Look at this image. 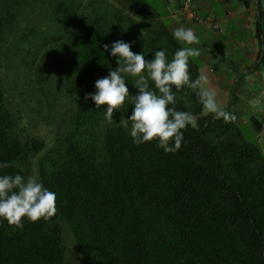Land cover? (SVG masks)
Segmentation results:
<instances>
[{
  "label": "trees",
  "instance_id": "trees-1",
  "mask_svg": "<svg viewBox=\"0 0 264 264\" xmlns=\"http://www.w3.org/2000/svg\"><path fill=\"white\" fill-rule=\"evenodd\" d=\"M117 40L148 60L182 48L145 0H0V176H35L58 209L23 229L0 219V264H264V159L238 114L203 115L185 87L181 148L134 143L119 123L134 78L112 122L85 99L118 67Z\"/></svg>",
  "mask_w": 264,
  "mask_h": 264
},
{
  "label": "clouds",
  "instance_id": "clouds-1",
  "mask_svg": "<svg viewBox=\"0 0 264 264\" xmlns=\"http://www.w3.org/2000/svg\"><path fill=\"white\" fill-rule=\"evenodd\" d=\"M175 39L185 47L168 59L165 50L154 53L152 59H145L143 53L131 50V44L122 40L104 45L111 55L117 57L118 67L110 71L105 78L95 82V94H88L97 107L107 105L105 119L113 121L114 112L121 109L129 97L126 77L134 78L138 94L132 97L134 105L127 119L121 118L122 127L130 125L133 142L142 144L158 141V147L165 153H175L183 141V131L187 126L196 124V117L175 107L176 92L187 87L195 91L203 106L204 114H211L215 119L225 123L235 122L236 116L225 110L217 100V93L211 87L209 77L203 71L192 79L189 71L190 58L200 56V51L192 45L200 40L192 28L179 27L173 33ZM151 84L154 88L150 87ZM254 106L260 104L256 99ZM7 168V163L0 164ZM56 193L47 190L35 176L27 179L20 174L0 176V219L16 229H23L24 220L35 223L43 219L49 221L57 213Z\"/></svg>",
  "mask_w": 264,
  "mask_h": 264
},
{
  "label": "crops",
  "instance_id": "crops-1",
  "mask_svg": "<svg viewBox=\"0 0 264 264\" xmlns=\"http://www.w3.org/2000/svg\"><path fill=\"white\" fill-rule=\"evenodd\" d=\"M160 1L174 28H192L198 36L200 43L192 47L201 54L190 59L209 77L220 105L250 126L264 159V0H193L198 22L170 16L182 0ZM256 99L260 104L254 106Z\"/></svg>",
  "mask_w": 264,
  "mask_h": 264
},
{
  "label": "rangeland",
  "instance_id": "rangeland-1",
  "mask_svg": "<svg viewBox=\"0 0 264 264\" xmlns=\"http://www.w3.org/2000/svg\"><path fill=\"white\" fill-rule=\"evenodd\" d=\"M145 2L152 8L153 11H155L156 13H158L161 17H164L162 19V22L164 23V25L167 27V29L170 31V33L173 35L174 31L176 30V28L173 27V25L171 24L172 22H170L169 19H166V14H164V9L162 6V3L160 0H145ZM44 18H46V16H44ZM193 61H196L195 58ZM195 63V62H194ZM186 90L181 89L179 92H175L181 99H183L186 103L189 102L188 99V93H185ZM187 92V91H186ZM202 114L204 115V110H202ZM242 120V119H241ZM40 128H38V130L43 133L46 134L47 133V129L48 127L46 126L45 122L39 123ZM237 127L239 129V131H241V133L244 135V137L252 142L256 144V140L254 137L253 132H249L250 126H246L244 124H242V122L237 123ZM68 264H72L71 262L68 261Z\"/></svg>",
  "mask_w": 264,
  "mask_h": 264
},
{
  "label": "built area",
  "instance_id": "built-area-1",
  "mask_svg": "<svg viewBox=\"0 0 264 264\" xmlns=\"http://www.w3.org/2000/svg\"><path fill=\"white\" fill-rule=\"evenodd\" d=\"M216 1V0H214ZM170 16L172 18H178L180 16H186L193 22H198L199 19L195 14L193 7V0H182L181 4L171 11ZM212 28L216 31H221V27L218 24H212Z\"/></svg>",
  "mask_w": 264,
  "mask_h": 264
}]
</instances>
